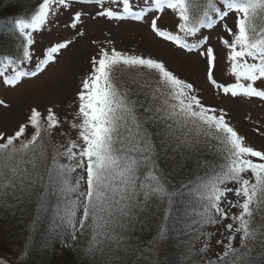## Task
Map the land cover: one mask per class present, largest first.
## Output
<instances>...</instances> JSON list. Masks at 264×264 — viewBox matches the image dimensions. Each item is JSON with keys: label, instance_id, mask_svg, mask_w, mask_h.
<instances>
[{"label": "snow or ice", "instance_id": "6c2138e0", "mask_svg": "<svg viewBox=\"0 0 264 264\" xmlns=\"http://www.w3.org/2000/svg\"><path fill=\"white\" fill-rule=\"evenodd\" d=\"M166 11L171 27L159 23ZM129 20L202 57L217 95L264 104V0H37L9 26L18 43L0 55V87L54 90L49 69L86 36L88 21ZM217 25L225 82L202 34ZM45 31L58 39L37 55L35 34ZM89 43L70 116L55 102L34 103L11 134L0 131V210L34 214L33 223L50 213L49 238L75 264H163L158 254L173 228L188 237L189 264H264V145L164 60L107 37ZM262 128L255 132L264 136ZM153 219L145 242L137 233L151 231Z\"/></svg>", "mask_w": 264, "mask_h": 264}, {"label": "rangeland", "instance_id": "374dc122", "mask_svg": "<svg viewBox=\"0 0 264 264\" xmlns=\"http://www.w3.org/2000/svg\"><path fill=\"white\" fill-rule=\"evenodd\" d=\"M7 1L9 2L10 0ZM36 4L37 0H11L10 6L6 8L4 12L0 11V18L9 20L19 14H29L30 9ZM6 20L0 19V28H3L2 34H7L10 26V23L6 22ZM159 23L163 26L171 27L173 18L170 12L166 11ZM227 23L231 26L233 24V18L229 17ZM85 29L87 33L86 36L82 38L79 43L73 45L68 51L64 52L63 56L60 58L59 65L49 69V75L53 77L56 84L54 90L45 88L36 89L31 83H26L23 87L16 90L0 87V98L5 99L6 102L11 105L8 109L0 108V131L11 134L17 128L18 122L24 119L28 106L34 103H38L43 107L44 104L55 102L58 105L57 111L59 113L70 116L72 112L70 104L77 90L80 76L87 72L88 57L94 51L89 41L92 39L103 41L107 37L114 41L118 49L134 50L137 54L152 55L155 58L164 60L170 69L174 70L181 77L187 78L189 81L195 83L196 87L202 91L205 103L219 105L228 110L231 122L241 134L248 137L249 141L258 147L264 145V136L255 132L257 126L264 125V104H261L259 100L255 99L251 103L240 101L233 102L229 98L217 95L216 90L205 80L204 61L197 53H188L179 50L169 42L161 40L150 31L146 23L131 20L123 23H108L105 21L93 23L88 21L85 25ZM66 34L67 33H61V35ZM202 34L209 36V43L217 52L218 60L215 69V78L221 82L229 80L230 77L224 59L225 49L219 41V36L224 35L222 28L217 25L211 30L203 29ZM5 36H7V39L11 38L8 35ZM7 39L3 42L4 45L0 42V48L7 51V54L15 52L18 42L13 38V41L10 42V49H7ZM56 39H58V37L55 33L46 31L36 33V43L33 47L37 55H40L41 50ZM10 40H12V38ZM249 117H251V119H249ZM262 131H264V128H262ZM12 218L15 219V217ZM13 219H10V223L18 222V225H15L16 228L14 229L18 238H10L9 236L7 240L9 242L19 243V245L14 248H12L11 244L8 248L5 245L6 248L0 250V256H4L5 254L8 255V261L0 257V264H5V262H7V264H19L18 258L22 256L25 257V253L21 251L20 246L24 241L29 239L31 231L34 230V214L30 215L25 213V216L20 218L17 217L15 220ZM50 219H52L51 216ZM2 226L3 223H0V227ZM43 228L44 225L41 229L43 230ZM220 231L223 232L224 230L221 228ZM217 236H219V233H217ZM12 251L17 254V256L12 255ZM69 263H71L70 259Z\"/></svg>", "mask_w": 264, "mask_h": 264}, {"label": "trees", "instance_id": "16d2710c", "mask_svg": "<svg viewBox=\"0 0 264 264\" xmlns=\"http://www.w3.org/2000/svg\"><path fill=\"white\" fill-rule=\"evenodd\" d=\"M10 1L8 2L7 0H0V11L1 12H4L6 8L10 6L9 5ZM26 15L28 14H25V15L19 14L13 17L12 19L10 18L11 20L10 19L6 20L4 18H0V19L6 20V22H9L11 24V22L14 19L24 18ZM2 30L3 28H0V42L3 43L7 39V36H5L7 34H2L1 33ZM10 39H7L8 42H6L7 49L8 48L10 49V42L13 41V38L12 40ZM6 52L7 51H4L3 49L0 48V55L7 54ZM178 210L182 211V208L178 206ZM23 216H25V213L23 212H16L15 214H13L11 211H8V210H0V223H3V226L0 227V250L5 249L6 246L8 248L10 244L12 248L18 247L19 243H14L12 241L9 242L7 240L9 236L10 238H15V239L18 238L16 232H14V229L16 228L15 225H18V222L10 223V219H13L12 217H15L16 219L17 217L20 218ZM50 216L51 214L47 213L40 220H38L35 223L34 230H32L30 233L29 239L24 241L21 244L20 246L21 251L25 253V257L22 256L18 258L19 264H75L78 258L75 257L74 253L66 250L61 245L59 239H49V228H50V223L52 220L50 219ZM6 219H7V222H6ZM158 223H159L158 219H153L150 224L151 231H149V229L146 228L143 233L138 232L137 234L142 235L143 240L145 242L149 241L152 237V232H154L155 227ZM43 225H44V228L42 230L41 228ZM187 241H188L187 236L183 235L182 233L176 231L173 228L171 232L170 240L166 241L160 248V251L158 254L159 259L163 262V264H189V260L191 259V257L189 256L188 250L186 247ZM46 243L48 247H45ZM12 255L17 256V254H15L13 251H12ZM7 256L8 255L5 254L4 256H0V257L8 261ZM69 259L71 263H69Z\"/></svg>", "mask_w": 264, "mask_h": 264}]
</instances>
